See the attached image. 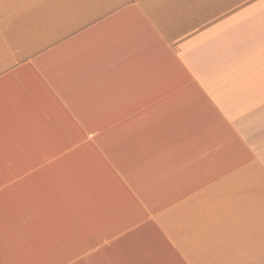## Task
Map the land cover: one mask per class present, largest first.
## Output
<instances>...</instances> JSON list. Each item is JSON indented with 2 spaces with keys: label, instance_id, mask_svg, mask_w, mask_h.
<instances>
[{
  "label": "crops",
  "instance_id": "obj_1",
  "mask_svg": "<svg viewBox=\"0 0 264 264\" xmlns=\"http://www.w3.org/2000/svg\"><path fill=\"white\" fill-rule=\"evenodd\" d=\"M0 264H264V0H0Z\"/></svg>",
  "mask_w": 264,
  "mask_h": 264
}]
</instances>
